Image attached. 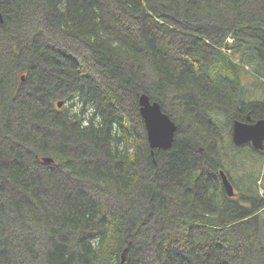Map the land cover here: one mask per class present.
I'll return each mask as SVG.
<instances>
[{"label":"trees","instance_id":"trees-1","mask_svg":"<svg viewBox=\"0 0 264 264\" xmlns=\"http://www.w3.org/2000/svg\"><path fill=\"white\" fill-rule=\"evenodd\" d=\"M0 11V264H264V152L213 119L257 94L264 0ZM143 92L178 125L169 149L150 146Z\"/></svg>","mask_w":264,"mask_h":264},{"label":"water","instance_id":"water-1","mask_svg":"<svg viewBox=\"0 0 264 264\" xmlns=\"http://www.w3.org/2000/svg\"><path fill=\"white\" fill-rule=\"evenodd\" d=\"M3 16L0 11V22ZM63 100L58 101V105L63 104ZM140 112L147 129L148 141L152 149H169L175 140L178 129L176 122L170 115L162 109L159 101L151 100L148 93L143 92L139 97ZM232 140L237 146L251 143L256 150L264 151V118L256 122L234 120L232 127ZM43 162H53L51 156H42ZM224 189L229 197L236 195V190L228 174L224 169L220 170ZM126 251V250H125ZM126 260L125 252L122 254V264Z\"/></svg>","mask_w":264,"mask_h":264},{"label":"flooded vegetation","instance_id":"flooded-vegetation-1","mask_svg":"<svg viewBox=\"0 0 264 264\" xmlns=\"http://www.w3.org/2000/svg\"><path fill=\"white\" fill-rule=\"evenodd\" d=\"M256 80L259 85L251 84L249 88L258 89L257 94L248 99L243 98V100H239V101L237 99L236 101L230 100L228 106H226L230 108V113L227 116L216 118V120H233V123L234 120H243L253 123L261 118H264V76H262L261 79H256ZM244 82H246V80H244ZM60 100H63L64 102L61 106H59L57 103L56 108L60 111L65 110L66 109L65 107H68L70 104L66 99H60ZM239 105L245 106V109H242V106ZM238 108H240V110H238ZM237 112L239 113V115L237 114ZM139 114L141 115L140 104H139ZM237 116H241V117L237 119ZM245 145L251 149L254 148L251 143H247ZM259 152H263V151H259Z\"/></svg>","mask_w":264,"mask_h":264},{"label":"rangeland","instance_id":"rangeland-1","mask_svg":"<svg viewBox=\"0 0 264 264\" xmlns=\"http://www.w3.org/2000/svg\"><path fill=\"white\" fill-rule=\"evenodd\" d=\"M60 46H62L61 44H60ZM62 47H64V46H62ZM251 80H252V82L251 81H247L246 80V82H249V83H253L254 81H256L255 79H253V78H251ZM226 108V106H224L222 109H225ZM230 109V108H229ZM230 113V112H229ZM214 120H216V118H213ZM263 164H262V167L260 166V169H261V171H264V161L262 162ZM240 172V171H239ZM260 183L262 182V180H260L259 181ZM259 183V184H260ZM262 184V183H261Z\"/></svg>","mask_w":264,"mask_h":264},{"label":"bare ground","instance_id":"bare-ground-1","mask_svg":"<svg viewBox=\"0 0 264 264\" xmlns=\"http://www.w3.org/2000/svg\"><path fill=\"white\" fill-rule=\"evenodd\" d=\"M237 93H238V88H237ZM140 97V96H139ZM239 106H242V105H239Z\"/></svg>","mask_w":264,"mask_h":264},{"label":"clouds","instance_id":"clouds-1","mask_svg":"<svg viewBox=\"0 0 264 264\" xmlns=\"http://www.w3.org/2000/svg\"><path fill=\"white\" fill-rule=\"evenodd\" d=\"M124 253V252H123Z\"/></svg>","mask_w":264,"mask_h":264}]
</instances>
